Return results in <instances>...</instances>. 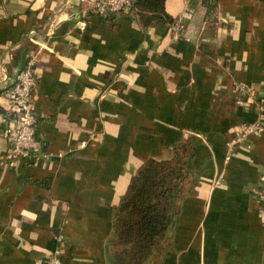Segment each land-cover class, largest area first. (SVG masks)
<instances>
[{"label": "crops", "instance_id": "obj_1", "mask_svg": "<svg viewBox=\"0 0 264 264\" xmlns=\"http://www.w3.org/2000/svg\"><path fill=\"white\" fill-rule=\"evenodd\" d=\"M96 1L0 0V264H42L57 236L63 264H107L132 176L189 137L203 173L162 264H264V4L166 0L174 22L142 29ZM29 61L43 152L6 162L5 94Z\"/></svg>", "mask_w": 264, "mask_h": 264}, {"label": "trees", "instance_id": "obj_2", "mask_svg": "<svg viewBox=\"0 0 264 264\" xmlns=\"http://www.w3.org/2000/svg\"><path fill=\"white\" fill-rule=\"evenodd\" d=\"M207 12L216 0H201ZM264 4V0H252ZM166 0H132L142 29L171 25L165 13ZM198 140L189 137L173 145L172 157L148 160L132 176L112 211L111 231L105 242L107 264H162L173 250V234L180 205L195 195L202 169L193 165Z\"/></svg>", "mask_w": 264, "mask_h": 264}, {"label": "built area", "instance_id": "obj_3", "mask_svg": "<svg viewBox=\"0 0 264 264\" xmlns=\"http://www.w3.org/2000/svg\"><path fill=\"white\" fill-rule=\"evenodd\" d=\"M132 4V0H97L93 4L92 13L99 17L118 15L134 10ZM37 83L33 62L29 61L17 73L14 83L5 94L8 101V113L14 126L8 130L10 146L3 158L6 162L36 159L43 152V146L36 135L37 119L32 102V94L37 88ZM262 132L263 126L254 122L237 131L236 141L247 135H259ZM257 203L264 225V183L257 193ZM63 242L62 236L55 238L56 246L52 252L45 256L42 264H63L61 255Z\"/></svg>", "mask_w": 264, "mask_h": 264}]
</instances>
